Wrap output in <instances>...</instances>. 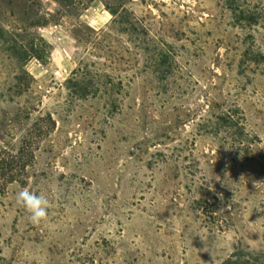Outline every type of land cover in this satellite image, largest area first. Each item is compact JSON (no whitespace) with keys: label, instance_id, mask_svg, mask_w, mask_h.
Returning <instances> with one entry per match:
<instances>
[{"label":"rangeland","instance_id":"374dc122","mask_svg":"<svg viewBox=\"0 0 264 264\" xmlns=\"http://www.w3.org/2000/svg\"><path fill=\"white\" fill-rule=\"evenodd\" d=\"M25 187L46 221L16 204ZM248 257L263 264L264 0H0V264Z\"/></svg>","mask_w":264,"mask_h":264},{"label":"clouds","instance_id":"9594fccd","mask_svg":"<svg viewBox=\"0 0 264 264\" xmlns=\"http://www.w3.org/2000/svg\"><path fill=\"white\" fill-rule=\"evenodd\" d=\"M15 202L28 215L33 224H40L48 219L51 201L43 193H37L25 187L15 192Z\"/></svg>","mask_w":264,"mask_h":264},{"label":"trees","instance_id":"16d2710c","mask_svg":"<svg viewBox=\"0 0 264 264\" xmlns=\"http://www.w3.org/2000/svg\"><path fill=\"white\" fill-rule=\"evenodd\" d=\"M112 15H115L116 16V14L114 12H112ZM258 262L259 261H258L257 257L256 258L248 257V260H246V259L244 260L243 259V261H241L239 259L234 264H258ZM261 262H263V264H264V257H262V261ZM260 264H262V263H260Z\"/></svg>","mask_w":264,"mask_h":264}]
</instances>
